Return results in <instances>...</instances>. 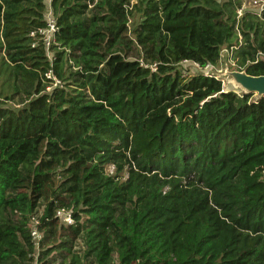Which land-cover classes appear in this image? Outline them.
<instances>
[{"label": "trees", "instance_id": "obj_1", "mask_svg": "<svg viewBox=\"0 0 264 264\" xmlns=\"http://www.w3.org/2000/svg\"><path fill=\"white\" fill-rule=\"evenodd\" d=\"M132 1L51 0L50 58L45 0H0V264H264V97L180 69L264 75V11Z\"/></svg>", "mask_w": 264, "mask_h": 264}, {"label": "built area", "instance_id": "obj_2", "mask_svg": "<svg viewBox=\"0 0 264 264\" xmlns=\"http://www.w3.org/2000/svg\"><path fill=\"white\" fill-rule=\"evenodd\" d=\"M241 1H242V5L237 10V19H239L247 11L257 13L258 15H260L262 11H264V0H253L252 3H247L245 0H241ZM45 21H46V26L40 29L38 32L41 38L43 39L46 49L48 50V55L51 58L52 55L50 52V46L54 42L55 35L58 31L56 18L53 15L51 6L50 8L48 7L47 13L45 14ZM36 34L37 32H32L31 36H36ZM213 67L214 66L208 65L205 68H202L203 69L202 71L205 75H212L210 74L209 70L212 69ZM46 77L49 79H53L54 81L53 86H57L61 84V82L53 75L52 71L47 72ZM51 88L52 86H49L47 89L51 90ZM109 170L110 172H113L114 166H110ZM56 217L59 218L60 221L65 225L74 224V220L72 218L70 211L58 210L56 212ZM38 225H39V219L37 217H32L29 227L32 236V241L37 248L39 247V243L44 235L42 232L39 231Z\"/></svg>", "mask_w": 264, "mask_h": 264}, {"label": "rangeland", "instance_id": "obj_3", "mask_svg": "<svg viewBox=\"0 0 264 264\" xmlns=\"http://www.w3.org/2000/svg\"><path fill=\"white\" fill-rule=\"evenodd\" d=\"M48 0H45V2ZM141 0H133L132 4H138L140 3ZM247 3H252L253 0H245ZM47 8L45 14L47 13ZM131 12L134 14L133 17H131L130 21V27L134 28L137 22H139L141 15L136 12V9L132 6ZM180 69L182 70L183 73L186 74H198L203 72L202 68H200L198 65L192 62H183L180 64ZM233 71H238L236 64L231 59V52L230 48L228 46L225 47V49L222 51V59L219 63V65L213 67L212 69L209 70L210 74L212 76H215L216 78L220 79L223 82V87L225 90H233L236 91L237 93H242V89L240 88L239 85H237L234 80L229 77L228 73L233 72ZM255 97V96H254ZM256 98V97H255ZM0 107L2 108H10L13 110L19 109V105H17L15 102H8L5 101L3 98L0 97ZM76 248H82V250H85L84 245L82 246L81 244L78 245Z\"/></svg>", "mask_w": 264, "mask_h": 264}, {"label": "water", "instance_id": "obj_4", "mask_svg": "<svg viewBox=\"0 0 264 264\" xmlns=\"http://www.w3.org/2000/svg\"><path fill=\"white\" fill-rule=\"evenodd\" d=\"M228 75L240 86L243 93L252 94L256 99L264 97V75L252 76L245 71H233Z\"/></svg>", "mask_w": 264, "mask_h": 264}, {"label": "crops", "instance_id": "obj_5", "mask_svg": "<svg viewBox=\"0 0 264 264\" xmlns=\"http://www.w3.org/2000/svg\"><path fill=\"white\" fill-rule=\"evenodd\" d=\"M46 5H47V7L50 8V6H51V0L46 1ZM47 9H48V8H47Z\"/></svg>", "mask_w": 264, "mask_h": 264}]
</instances>
